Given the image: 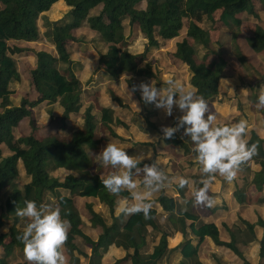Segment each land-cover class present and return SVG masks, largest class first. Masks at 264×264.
I'll list each match as a JSON object with an SVG mask.
<instances>
[{
  "label": "trees",
  "instance_id": "1",
  "mask_svg": "<svg viewBox=\"0 0 264 264\" xmlns=\"http://www.w3.org/2000/svg\"><path fill=\"white\" fill-rule=\"evenodd\" d=\"M59 0H0V145L4 144L9 154L4 155L0 148V194L4 189H10L5 207L0 205V225L5 220L11 222L9 232L0 234V247H4L5 254L0 256V264H8L7 257L12 253L16 244L24 248L17 239L24 230L18 227L20 216L16 209L24 207L25 200L36 201L41 205H54L59 208L62 219L69 221L67 239L64 249L71 255V260L79 263L75 254L76 239L80 236L85 243L92 247L91 262L101 264L102 247L111 245L124 248V257L115 259L112 264H173L165 261L167 255L174 250H180L183 259L178 264H205L200 258V248L207 236L217 245L231 248L237 254L244 256L239 244H249L257 239L256 226L263 228L260 255L264 257V218L259 217L256 222L241 218L244 226H227L230 231L229 241L221 239L220 230L213 222H202L191 204L187 207L173 197L162 193L157 202L167 213L168 228L161 223L158 209L150 207L148 217L143 212L130 214L124 218L122 212L115 215L117 196L132 198V192L124 189L120 193H110L101 183L107 176H101L93 168L94 154L87 147L99 150L98 136L100 123L108 127L110 134L118 137L113 126L124 125L125 122L115 114L112 107H102L100 116L96 113L94 103L85 106V90L82 81L71 67V51L69 41L74 40L73 30L79 28L86 20L91 29L99 33L107 50L99 54V68L104 69L115 78L132 73L127 81L132 92L136 76L157 77L159 71L149 60L150 46H159L161 40L173 39L180 35L188 19L186 36L177 41L175 56L191 71V83L196 89L197 96H202L205 102H212L220 91L222 77L227 76L234 69L226 59H199V46L211 47L210 31L202 25L205 20L214 21V13L221 11L220 20H233L240 25L241 15L249 13L259 18L254 0H66L72 6L69 15L70 23L52 25L51 31L44 37L53 41L57 55L40 49L36 51L37 62L31 70L32 82L39 98L31 100L24 97L20 105H12L15 90L11 84L21 79L15 55L30 48L19 44V41L42 42V33L38 24L41 15L50 10ZM264 7V0H260ZM141 2H146L144 8H139ZM100 7L97 14L91 10ZM129 20L130 27L137 28L134 35L130 32V39L137 37L141 31L148 39V45L142 53H133L129 49L125 20ZM253 44L264 50V23H256L252 33ZM207 57V56H206ZM60 62L67 63L65 69L59 67ZM236 62H232L235 66ZM157 73V74H156ZM58 102L63 108L60 116L52 117V125L64 134L56 133L42 137L37 134L41 125L36 122L34 107L43 102ZM261 109L264 110L263 107ZM84 113V122L77 129H73L69 121L73 115ZM264 112V111H263ZM29 117L31 131L28 135L17 137L15 127L20 121ZM71 126V128H70ZM216 126H231L228 122ZM166 138V137H165ZM167 139V138H166ZM247 146L256 145V152L249 157L260 165V170L253 172V177L244 179L249 189H255L259 195L258 202L264 203V137L252 130L250 138L245 142ZM181 144L186 152L191 150L184 139L175 133L168 141L169 146ZM22 164L30 180L18 185L20 176L19 164ZM246 171L252 172L246 160L239 163ZM139 164H137V167ZM60 169L69 171L59 172ZM134 172L132 171V176ZM199 178V176H198ZM203 181H201V187ZM246 187H240L236 196L240 202L246 201ZM74 195L81 197L99 198L109 206L113 222L108 224L106 219L92 207L87 205L91 214L92 224L100 226L102 232L98 239L92 238L83 229V219L76 206ZM184 193H182V196ZM190 202V199H189ZM28 219V218H27ZM29 221V219H28ZM151 229V230H150ZM181 231L185 241L176 248L170 249L168 237L172 232ZM160 240L150 251V237ZM11 240L6 242L7 237ZM198 238V243L194 242ZM62 251V247L60 248ZM98 254V255H97ZM18 264H27L18 263Z\"/></svg>",
  "mask_w": 264,
  "mask_h": 264
},
{
  "label": "rangeland",
  "instance_id": "2",
  "mask_svg": "<svg viewBox=\"0 0 264 264\" xmlns=\"http://www.w3.org/2000/svg\"><path fill=\"white\" fill-rule=\"evenodd\" d=\"M256 3L255 10L259 14V18L249 13H243L241 15L243 22L239 23L233 20L222 21L220 20L221 11L218 10L214 13L215 20H205L202 23L211 34L212 44L210 48L199 46L197 51V57L199 59L210 58L226 59L233 67L229 75L222 77L220 82V91L215 99L208 105V111L214 115L212 126L216 123L228 122L231 126H234L240 121H245V130L241 135V138L246 141L251 136L252 129L257 130L264 135V106L258 104V96L260 95L261 86L264 85V50L253 44L252 33L256 23H264V7L260 0H254ZM1 6H3L0 3ZM146 2H141L138 7L144 8ZM72 6L68 5L66 0H60L53 4L52 8L44 12L38 20L40 31L42 33V42H26L19 41L18 43L29 47L28 51H24L18 55H15L18 69L21 73V79L14 81L11 84L15 93L12 96V105H20L24 97H28L31 100L39 98L38 92L34 88L32 82L31 70L35 67L37 62L36 51L45 49L54 55H57V49L51 39L45 40L44 37L51 31L52 25L70 23L71 16L69 15ZM100 11V7L91 10V14H97ZM126 34L130 32L136 35L137 28L130 27L129 20H125ZM188 19H186L185 27L181 30L179 36L169 39L161 40L159 46H150L149 60L157 68L159 73L157 77L136 76L133 82L134 87L138 90V95L134 94L127 81L128 77L133 76L132 73L125 74L120 78H115L107 71H100L98 59L99 54L107 50L105 43L101 40L99 33L91 29L89 23L85 20L79 28L73 30L74 40L69 41V48L71 51V67L82 81L83 88H85V106L90 100L95 102V108L99 111L100 103L116 105L118 111V117H122L128 122L126 127V135L130 139H134L137 143L145 145L144 143H150L146 147L147 153L150 157L156 155H168L172 152L167 149L166 144L170 138H165L162 132V128L165 126L177 127L179 123V117L182 115L181 110L177 107H173L171 115H167L162 108H157L153 103H145L141 98V92L139 85L143 83H153L157 88L166 90L167 82L174 80L177 83L182 84L186 89L194 90L195 87L191 83V71L188 65L184 64L180 59L175 56L176 44L178 40L183 39L187 34ZM148 45V39L144 34L139 31L137 37L133 40H129V49L133 53H142ZM207 56V57H206ZM232 62H236L235 66ZM67 63L60 62L59 67L65 69ZM163 78V80H162ZM197 95V94H196ZM1 104V101H0ZM1 110V105H0ZM62 107L58 102L49 103L47 101L34 107V115L36 122L41 125V130L37 132L39 136H46L56 133L58 129L55 125H52V117L60 116L62 114ZM208 112L205 113V115ZM229 120V121H228ZM71 126L74 129L80 127L84 121V115H76L71 120ZM29 117L23 118L20 123L15 127V133L17 137L28 135L31 131ZM102 128L105 130L104 125ZM183 127H178L174 132L178 137H182ZM251 130V131H250ZM60 131V130H59ZM58 131V132H59ZM103 132V131H102ZM60 134H64V131H60ZM101 134V131H100ZM185 134V133H184ZM165 145V152L160 154L156 151L157 145ZM193 146V142H191ZM178 146V148H177ZM175 146V149L183 153L184 148L180 145ZM3 148L4 155L9 154V150L6 145H0ZM175 154V153H174ZM172 157V156H171ZM193 157V155H189ZM249 160V158H248ZM252 169L260 167L257 164H253L252 160H249ZM164 165V164H163ZM20 176L18 178V185L20 188L30 180L27 176L22 164H19ZM246 178L253 176L252 172L245 171ZM65 173V172H64ZM68 173V172H66ZM245 178V179H246ZM141 187V184L137 185V188ZM250 191L251 199H255L256 190ZM10 189H4L0 194V205L5 207V202L10 194ZM175 192V190H174ZM252 192V193H251ZM256 201V200H255ZM253 202L249 206H246L244 215L251 221L256 220L261 215L264 217V203ZM75 203L80 211L83 219L84 231L92 236L94 239H98L102 229L100 226H94L92 224V217L87 208L88 203L81 197L76 195ZM95 211H98L107 221L108 224L113 222V216L110 213L109 206L102 202H91ZM102 203V205H101ZM87 204V205H86ZM49 209H55V206L50 204ZM213 211V210H212ZM1 213V212H0ZM116 215V214H115ZM165 213L159 216V220L165 227L167 226V217ZM118 216V215H117ZM29 219V218H28ZM26 217H20L18 227L24 230L28 221ZM224 221V223L222 222ZM238 221V222H237ZM238 224H242L240 220H237ZM11 222L5 220V223L0 225V234L9 232ZM217 225V224H216ZM219 225V226H218ZM218 228L220 230V236L223 239H230V231L227 226H232L230 215H220V221L218 222ZM237 225V224H235ZM159 234V233H158ZM157 234V235H158ZM11 238L8 236L6 242H9ZM152 240V239H151ZM158 241V238H153L150 241V247H153L154 243ZM207 242L203 248L204 252L212 254L211 264H264V259H261L259 245L254 244L251 247V251L245 256L238 255L233 251L218 247L214 242ZM77 249L75 254L79 257L80 262L75 263L71 260V255L64 249V243L62 244V254L65 258V264H93L91 262L92 247L85 243L84 238L78 237L76 239ZM255 247V248H254ZM109 248V247H108ZM108 248L102 247L100 254L102 257L108 255L110 251ZM5 254L4 247H0V256ZM98 255V254H97ZM182 256V255H181ZM261 260H260V259ZM183 259V256L181 257ZM8 264L25 263L33 264L25 258L24 248L16 244L12 253L7 257ZM112 259H102L101 264H112ZM125 264H131L127 262Z\"/></svg>",
  "mask_w": 264,
  "mask_h": 264
},
{
  "label": "clouds",
  "instance_id": "3",
  "mask_svg": "<svg viewBox=\"0 0 264 264\" xmlns=\"http://www.w3.org/2000/svg\"><path fill=\"white\" fill-rule=\"evenodd\" d=\"M139 89L145 103H153L167 115L172 114L174 106L181 110L182 115L177 127L165 126L162 132L164 137L170 138L178 127L184 128V133L193 142V151L202 166V173L210 176L218 172L231 180L239 163L256 152L255 144L247 146L241 138L246 126L245 121H240L234 126H212L214 115L208 111L204 98L197 96L194 90L186 89L174 80L167 82L166 90L157 88L153 83L143 82L140 83ZM258 104L264 106V85L261 86ZM95 162L123 169L102 179L101 183L110 193L117 194L124 189L136 188L132 171L135 169L140 172L141 169L137 168L138 161L127 154L125 149L108 143L95 156ZM142 171V183L148 191L132 192L136 203L122 204L120 210L125 214L143 212L144 216L148 217L151 204L145 200L152 190L160 186L165 175L155 162L144 164ZM186 183L184 178L179 180L181 187ZM193 197L194 205H212L213 199L208 195V179L203 180L202 187L194 189ZM16 215L29 218L24 231L17 237L24 245L25 258L33 264H65L60 248L67 239L69 221L61 218L59 208L49 209L46 205L38 207L36 201L25 200L24 207L16 209Z\"/></svg>",
  "mask_w": 264,
  "mask_h": 264
},
{
  "label": "crops",
  "instance_id": "4",
  "mask_svg": "<svg viewBox=\"0 0 264 264\" xmlns=\"http://www.w3.org/2000/svg\"><path fill=\"white\" fill-rule=\"evenodd\" d=\"M97 64L99 65V62ZM100 71L104 72V69H100ZM162 80H163V78H162ZM84 90H86V89L84 88ZM90 103L95 104V102L92 100H90L88 104H90ZM99 107H100L99 111L101 110L102 107H112L115 109L116 116H118V113H117L118 109H117L116 105H114L113 103L102 104V105L100 103ZM99 111L97 110V107H96V113L98 116H100ZM80 114L84 115L83 111L76 114V115H80ZM76 115H73L71 117V119L69 121L70 125L72 122L71 120H73V118L76 117ZM207 115H208V113L205 116H207ZM120 118L125 122V124L113 126L114 130L118 134V137H115L112 134H110L108 127L104 126L105 127V130H104L102 128L103 124L100 123L99 131H98V136L101 139L100 148H99V150H95V149H91L90 147H87V149L91 154H94V160H95V156L99 152H101L102 149L108 143H114L118 147L125 149L127 154H129L134 159H136L138 161V164H139V166L137 168H140L141 171L137 172L135 169H133L134 175L132 176V179L136 182V185H139V183H140L141 187L137 188V186H136L135 189H129L131 192L143 193V192L148 191V189L142 183V180H143L142 168H143V165L146 163L151 164V163L155 162L158 169L164 173L165 179L160 182V186L158 188H155L154 190L151 191L150 195L147 196L145 202L150 203L151 207L157 208L158 212L161 215H162V211H163V214L165 213V215H164L165 217H166L167 213L163 210V208L160 206V204L156 200L162 193H164L166 195L173 196L181 204L182 208L187 207L188 204H191L193 209L195 210V212L199 214L200 221H202V222H213V223L218 225V222L220 221V215L225 214V213L227 215H230L231 222H232L231 227H233L235 224H238L237 220L241 221V218L249 220L244 215V212L246 211L245 209L247 208L246 206H249L251 203L258 201L259 195L256 194L255 195L256 198L253 200L251 199L250 191H253V190L250 189V191H249V188L246 186L247 183H245V181H244V179L246 178V174H245L246 170H243L244 165L239 164L235 168V175L232 177L231 180L226 179L224 176L220 175L218 172L212 173L210 176H209V174L202 173L201 172L202 166L198 162L197 154L193 151V146L191 145L192 141H191L190 137H188L186 134H184V130H182L181 134L183 136L180 138L184 139L185 142L189 144V146L191 148V150L189 152H186L184 149V152L180 153L175 149V146H177V145L182 146L181 144H175L173 146H169L168 144H166L167 149L170 150V152H172V153H170L168 155H165V154L164 155H156V154H154L153 157H150L149 154L147 153L146 147L148 144H152V142H150V143L142 142L145 145L140 146L138 143H137V145L135 144L137 141L134 139H130V141H128L129 136L126 135V133H127L126 127L128 126V122L125 121L122 117H120ZM83 122L81 123V125L83 124ZM224 123H226V122H224ZM218 124H223V123H216V125H218ZM70 128H71V126H70ZM252 130H254V129H252ZM100 131H101V134H100ZM255 131H257V130H255ZM259 134L262 137H264L263 134H261V133H259ZM46 136H48V135H46ZM42 137H45V136H42ZM164 148H165V145L163 146V144L161 146L157 145L156 151L160 154L161 152H165ZM177 148H178V146H177ZM189 155H193V157H189ZM245 160H246L247 164L250 166L251 163L249 160H252V159L249 158V160H248V158H247ZM252 161H253L254 165L257 164V163H255L254 160H252ZM257 165H259V164H257ZM93 168L101 176H108V175L117 173L118 171H123V169H120L119 167L113 168L111 165L98 164L95 161H94ZM250 168L252 169L251 166H250ZM260 168L261 167H258L255 170L252 169V173L254 171L260 170ZM59 172H65L66 173L69 171H67L65 169H60ZM198 176H199V178H198ZM181 178H184L187 180V183L183 187H181L179 185V180ZM204 179H208V195L213 199V203L211 206H207L205 204H197V205L193 204V199H194L193 191H194V189L201 187V181H203ZM240 187H246V193L245 194L247 195L246 196L247 200L244 202H240L236 196V191ZM174 190H175V192H174ZM182 193H184L183 196H182ZM78 197H81V196H78ZM81 198H83L89 204H92L91 202H94V201L96 202L98 200L100 202H102L99 198H95V197H81ZM189 199H190V202H189ZM74 200H76V195H74ZM116 200H117V205H116V210H115L116 215H119L120 213H122V211L120 210V206L122 204L130 205V204L136 203L134 197L125 198L122 196H117ZM102 203H101V205H102ZM257 203H261V202H257ZM103 204H105V203H103ZM129 215L130 214H125L124 218H127ZM259 217H262V216L260 215ZM258 219L259 218H257L256 220H254L252 222H256ZM249 221H251V220H249ZM222 222L224 223V221H222ZM167 225H170V224L167 223ZM238 225L244 226L243 223L238 224ZM160 235H161V233L158 234V236L155 238V239L158 238V241L157 242L154 241L155 242L154 245L159 242ZM256 235H257V239L250 242L249 244H244V243L239 244V249L242 253H244L245 256L248 254V251L249 252L251 251V247L254 244H256V245L258 244L259 248H260L259 250H261V240H262V236H263V228L260 225L256 226ZM221 239H223V238H221ZM230 239H231V237H230ZM230 239H223V240L229 241ZM209 240H211L210 242L215 243V241L210 236H207L205 238V240L203 241L201 248H200V258L205 264H211L212 263L211 262L212 260H208L209 258H211L212 254L210 256V254L203 251L205 244L207 242L209 243ZM150 241H153V237H150ZM184 241H185L184 234L181 231L174 230L172 232V234L168 237V246L170 249H173V248H176L181 243H183ZM194 242L198 243V238L194 237ZM217 246L220 248H226V249L233 251L231 248H228L226 246H219V245H217ZM152 248L153 247H150V251L152 250ZM107 251H110V253L108 255L104 256L103 257L104 259L115 260V259L124 257L127 253V251L124 248L117 247L116 245L109 246ZM234 253H236V252H234ZM181 255L182 254H181L180 250L171 251L167 255L165 261L168 263L170 262L173 264H178L182 260ZM259 257L261 259H264V257H261V255Z\"/></svg>",
  "mask_w": 264,
  "mask_h": 264
}]
</instances>
